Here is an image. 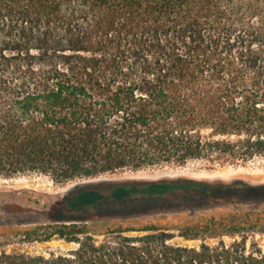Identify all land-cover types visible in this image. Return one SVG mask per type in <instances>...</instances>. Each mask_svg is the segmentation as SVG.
<instances>
[{
	"label": "trees",
	"instance_id": "16d2710c",
	"mask_svg": "<svg viewBox=\"0 0 264 264\" xmlns=\"http://www.w3.org/2000/svg\"><path fill=\"white\" fill-rule=\"evenodd\" d=\"M247 162L264 163V0H0V179ZM263 201L241 179L95 183L0 240V264H264L245 233L200 236L228 234L215 220L178 235L197 246L154 225L86 224ZM249 221L232 217V232ZM53 239L71 246L9 247Z\"/></svg>",
	"mask_w": 264,
	"mask_h": 264
},
{
	"label": "rangeland",
	"instance_id": "374dc122",
	"mask_svg": "<svg viewBox=\"0 0 264 264\" xmlns=\"http://www.w3.org/2000/svg\"><path fill=\"white\" fill-rule=\"evenodd\" d=\"M96 178L99 179L94 180ZM96 178H86L66 184H55L48 178L37 175L0 179V240H3L6 235L14 236L15 232H22L39 224L50 223L52 220L49 219V212L52 207L70 191L87 185L95 183L131 184L185 179L209 182H229L241 179L249 183L264 185V163L247 162L213 168L165 165L163 167L135 171H119ZM188 204L160 206L155 209H149L152 212L141 216L119 220L87 221L86 224L96 233H103L107 228H115L117 226L141 228L154 225L176 235L173 240L176 243L197 246L201 242L199 239L185 240L178 235L187 228L197 229L215 220L221 224L220 228H223L224 232H228V234L216 236L214 233L199 232L200 236H207L206 240L209 243L217 242L219 239H223L228 243L234 240H241L242 235L245 233L247 234V246L257 243L264 250V201L257 204L245 202L220 206L216 204L208 207L193 205L196 202H189ZM232 217L239 220L249 219L248 223L252 225L248 224V226L251 229L243 233H233L231 226L235 223H231ZM99 238L101 239L102 236H99ZM47 246L68 248L71 245L62 240L53 239L47 243H37L28 246L15 243V245L9 247H17L29 251L36 250L38 252Z\"/></svg>",
	"mask_w": 264,
	"mask_h": 264
},
{
	"label": "water",
	"instance_id": "95a60500",
	"mask_svg": "<svg viewBox=\"0 0 264 264\" xmlns=\"http://www.w3.org/2000/svg\"><path fill=\"white\" fill-rule=\"evenodd\" d=\"M99 178H96V179H94V180H98Z\"/></svg>",
	"mask_w": 264,
	"mask_h": 264
},
{
	"label": "bare ground",
	"instance_id": "6f19581e",
	"mask_svg": "<svg viewBox=\"0 0 264 264\" xmlns=\"http://www.w3.org/2000/svg\"><path fill=\"white\" fill-rule=\"evenodd\" d=\"M237 177V176H236Z\"/></svg>",
	"mask_w": 264,
	"mask_h": 264
}]
</instances>
